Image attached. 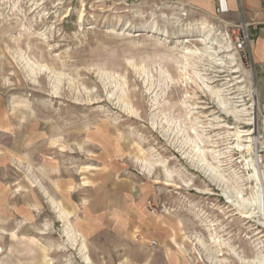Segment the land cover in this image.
<instances>
[{
	"label": "rangeland",
	"instance_id": "1",
	"mask_svg": "<svg viewBox=\"0 0 264 264\" xmlns=\"http://www.w3.org/2000/svg\"><path fill=\"white\" fill-rule=\"evenodd\" d=\"M229 20L204 0H0V264H264V98ZM129 207L134 235L112 214Z\"/></svg>",
	"mask_w": 264,
	"mask_h": 264
},
{
	"label": "crops",
	"instance_id": "2",
	"mask_svg": "<svg viewBox=\"0 0 264 264\" xmlns=\"http://www.w3.org/2000/svg\"><path fill=\"white\" fill-rule=\"evenodd\" d=\"M204 2L208 7L212 5L214 10V0H204ZM228 4L230 11L224 16L230 18V23L239 20L248 23L249 49L254 65V69L251 70L252 80L256 84L257 95L264 98V21L260 20L263 16L261 0H228ZM122 209L112 213L117 225L122 232H130L134 235L143 224L141 223L143 219L134 216L136 211L131 207L127 208L128 211ZM145 221L148 226L149 222L146 219Z\"/></svg>",
	"mask_w": 264,
	"mask_h": 264
},
{
	"label": "built area",
	"instance_id": "3",
	"mask_svg": "<svg viewBox=\"0 0 264 264\" xmlns=\"http://www.w3.org/2000/svg\"><path fill=\"white\" fill-rule=\"evenodd\" d=\"M230 11L228 0H214V12L217 16H224ZM226 34L232 42L233 48L238 54L242 64L249 68L254 69L251 52L249 49V33L248 23L243 20L236 22H229L226 26ZM255 97L257 95L256 84L253 83ZM154 244V242H152Z\"/></svg>",
	"mask_w": 264,
	"mask_h": 264
},
{
	"label": "bare ground",
	"instance_id": "4",
	"mask_svg": "<svg viewBox=\"0 0 264 264\" xmlns=\"http://www.w3.org/2000/svg\"><path fill=\"white\" fill-rule=\"evenodd\" d=\"M227 47L229 49H231L230 44L227 45ZM208 48V47H207ZM233 62V61H232ZM219 64V63H218ZM232 65L230 64V67ZM231 69V68H230ZM235 71H237V68H235ZM249 87V86H248ZM249 91L252 93V102H251V108H256L257 107V102H256V98H255V94H254V89L253 87H249ZM248 91V92H249ZM257 97V96H256ZM251 119H253V117H251ZM249 141V148L251 149V145H254L255 143V139L251 136H249L248 138ZM251 157V156H250ZM248 158V157H247ZM247 160V159H246ZM249 164L253 165L251 159L248 160ZM261 174V171H259V169H257V167L255 165H253V171L251 176L255 179V188H254V192L252 193V204L256 207V209H258L260 211V213L263 215V219H264V189L262 187L261 182L259 181V175ZM225 192V191H224ZM244 217H248L250 214L244 212L242 213Z\"/></svg>",
	"mask_w": 264,
	"mask_h": 264
}]
</instances>
